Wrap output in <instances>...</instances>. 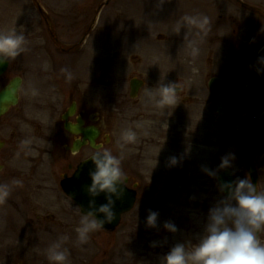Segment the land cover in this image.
<instances>
[{"label": "rangeland", "instance_id": "1", "mask_svg": "<svg viewBox=\"0 0 264 264\" xmlns=\"http://www.w3.org/2000/svg\"><path fill=\"white\" fill-rule=\"evenodd\" d=\"M240 1L258 13L242 9L235 0H0V33H23L27 41L26 50L9 60L11 69L23 79L22 98L42 94L44 76L72 81L75 71L83 77L91 74L95 116L101 125L108 124V150L121 158L124 173L136 176L133 183L138 185L136 203L119 226L111 232L93 231L85 244L78 242L75 231L81 216L57 191L47 198L56 204L61 220L77 218L71 227L64 223L42 230L31 227L27 211L9 206L8 196L0 201V264H51L48 248L64 235L69 239L61 247L69 250V264L81 261L75 260L77 252L82 258L94 254L93 264H160L174 244L196 242L208 210L222 198L215 178L203 168L218 173L221 157L231 153L235 159L229 169L235 180L248 178L244 143L257 115L259 143L254 158L258 190L264 192V64L257 63L264 56V47L257 50L264 42V0ZM38 5L50 18L47 24ZM185 17L195 19L192 24L200 30L208 28L200 25L204 17L217 24L220 33L210 47L178 42L180 37H189L190 22ZM93 18L94 28L85 39V27ZM54 38L61 44L77 41L75 47L88 51L77 65L74 54L63 64L58 52L51 73L44 49L53 54ZM135 73L147 81L139 102L129 110L125 103L128 80ZM211 77L228 82L225 117L214 113L207 88ZM168 82L183 85L187 99L177 96L176 104L158 107V95L150 97L148 89ZM123 108L127 114L123 115ZM129 130L135 133L132 141L123 138ZM155 145H162L163 151ZM171 157L178 162L170 167ZM199 164L203 166L197 168ZM149 210L159 213L156 229L146 226ZM166 221L177 226L176 234L164 230ZM260 235L264 238V232Z\"/></svg>", "mask_w": 264, "mask_h": 264}, {"label": "flooded vegetation", "instance_id": "2", "mask_svg": "<svg viewBox=\"0 0 264 264\" xmlns=\"http://www.w3.org/2000/svg\"><path fill=\"white\" fill-rule=\"evenodd\" d=\"M262 17L264 19V15ZM207 25V30L204 28L200 30L194 24L187 23L189 37H180L178 42H197L199 47H210L220 30L216 27V23L211 24L209 21ZM88 26L87 23L85 28L87 29ZM164 39L165 37L162 36L161 41ZM77 44V41L72 45L57 43L52 49L53 54L45 47V53L49 54V56L46 54L48 58L46 61L50 65L51 73L52 65H55L52 59L58 52L61 53L59 57L64 60L63 64L70 62L72 54L76 57L74 65L81 61L82 55L88 50L85 49L86 47H75ZM101 57L103 59L105 54ZM128 57L130 60L134 58L131 54ZM11 68L12 65L8 60L7 68L0 77V91L14 77L22 79ZM43 72L45 73L46 70ZM75 74L76 77L72 81H66L62 77L58 79L53 75L49 76V80V77L44 76L45 91L39 95L29 96L28 99L22 98L21 84L16 104L8 105L0 112V185L7 184L13 192L9 195L8 205L12 207L16 205L27 211L30 217L28 223L38 230L49 224L64 223L65 226L71 227L78 222L76 217L61 220L63 216L58 217L56 204L50 202L47 196L55 191L64 195L60 184L70 178L77 166L88 160L97 148L108 150L110 145L108 124L101 125L99 118L95 117L91 84L93 76L85 73L83 77L76 71ZM131 80L141 81L142 89L146 87L147 80L138 73L129 78L128 86ZM184 90L183 85L178 86L176 93L183 101L187 99ZM127 91L125 103L128 104L129 110H132L131 107L137 105L139 100L130 99L129 87ZM123 110V115L127 114L125 108ZM30 164H34L35 168ZM17 165L20 168L16 167ZM12 168L13 170L9 171ZM42 168L46 171H42ZM125 175L127 187L134 188L138 195V185L134 186L133 183L136 176L132 177L131 173ZM14 180L21 181L22 185L14 184ZM58 193L56 195L59 196ZM64 198L81 216L76 205L65 195ZM259 238L264 242L262 235H259ZM93 255L91 253L82 258L81 252H77L75 260L80 258L81 261L76 264H93Z\"/></svg>", "mask_w": 264, "mask_h": 264}, {"label": "clouds", "instance_id": "3", "mask_svg": "<svg viewBox=\"0 0 264 264\" xmlns=\"http://www.w3.org/2000/svg\"><path fill=\"white\" fill-rule=\"evenodd\" d=\"M184 19L190 23L197 22L191 17ZM208 23L207 17L200 21L202 27ZM26 43L23 33H0V62L19 56L26 50ZM257 63L264 64V56L258 57ZM177 87L176 83L168 82L156 89H148V95H158V107L174 105L177 103ZM123 138L132 141L135 133L126 131ZM89 159L93 169L89 171L91 183L87 193L92 199L89 210L81 214L79 227L75 230L81 244L88 242L93 231L103 229L105 223H111L116 218L115 204L123 197L126 183L121 158L111 151L97 148ZM234 159L231 153L222 156L218 170L231 168ZM177 162L175 157H171L168 164L171 167ZM202 171L211 178L217 176V170L205 167ZM13 183L22 185L19 180ZM220 191L227 194L208 210L203 232L197 236L196 242L185 240L174 244L160 259V264H264V242L259 238V233L264 232V192L258 191L247 177L221 183ZM9 194V186L0 185V201ZM101 194H104L106 203L97 208L95 198ZM98 216L103 218L98 219ZM158 219L159 213L149 210L146 226L156 229ZM163 228L171 234L178 232L171 221L164 222ZM68 239L66 235L61 236L58 242L50 245L47 258L51 264H69V250L61 247V243ZM151 246L155 247L156 243Z\"/></svg>", "mask_w": 264, "mask_h": 264}, {"label": "water", "instance_id": "4", "mask_svg": "<svg viewBox=\"0 0 264 264\" xmlns=\"http://www.w3.org/2000/svg\"><path fill=\"white\" fill-rule=\"evenodd\" d=\"M241 6H244L239 0H236ZM7 67V61L0 62V76L4 73ZM20 86V79L12 80L9 85L0 92V112H2L7 105L14 104L16 102V92ZM130 97H136V94L140 88V84L137 82H131ZM208 88L214 97L215 112L218 116H223L228 112V87L227 82L222 78H212L208 82ZM258 119L253 121V127L250 134L247 137L245 144V158L247 171L250 175L251 182L256 186L257 175L253 163V154L258 143ZM93 169L91 160H88L81 164L74 175L65 181L62 185L63 191L71 197L74 202L80 207L83 213L89 210L88 205L90 199H92L88 193L87 188L91 183L89 177V171ZM232 176L229 171H224L217 176V182L220 188V184L223 182H232ZM124 188V195L120 200L116 201L115 212L116 218L111 223H105L103 229L113 230L116 228L120 221L121 214L128 212L133 207L135 201V191ZM224 193L223 195H226ZM106 203L104 194L95 198V204L98 208L100 205ZM98 219H102V216H98Z\"/></svg>", "mask_w": 264, "mask_h": 264}, {"label": "bare ground", "instance_id": "5", "mask_svg": "<svg viewBox=\"0 0 264 264\" xmlns=\"http://www.w3.org/2000/svg\"><path fill=\"white\" fill-rule=\"evenodd\" d=\"M191 56H192V54H188V57H189V58H191ZM191 64L193 65V63H191ZM154 147L157 148L160 152L163 151V150H162V147H163L162 145H160V146L155 145ZM207 152H208V151H207ZM163 153H164V152H163ZM198 160L201 161L202 159H198ZM201 166H203V165L199 164V166H197V168H199V167L201 168Z\"/></svg>", "mask_w": 264, "mask_h": 264}]
</instances>
